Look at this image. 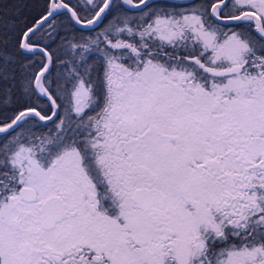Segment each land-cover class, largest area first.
<instances>
[{
	"label": "snow or ice",
	"instance_id": "6c2138e0",
	"mask_svg": "<svg viewBox=\"0 0 264 264\" xmlns=\"http://www.w3.org/2000/svg\"><path fill=\"white\" fill-rule=\"evenodd\" d=\"M0 264H264V0H0Z\"/></svg>",
	"mask_w": 264,
	"mask_h": 264
}]
</instances>
